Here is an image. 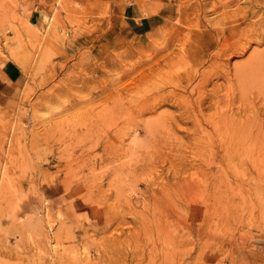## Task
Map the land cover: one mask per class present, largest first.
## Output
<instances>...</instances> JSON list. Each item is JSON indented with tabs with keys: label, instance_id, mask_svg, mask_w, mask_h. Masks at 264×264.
Returning <instances> with one entry per match:
<instances>
[{
	"label": "rangeland",
	"instance_id": "rangeland-1",
	"mask_svg": "<svg viewBox=\"0 0 264 264\" xmlns=\"http://www.w3.org/2000/svg\"><path fill=\"white\" fill-rule=\"evenodd\" d=\"M188 2L0 0V264H264V32Z\"/></svg>",
	"mask_w": 264,
	"mask_h": 264
},
{
	"label": "bare ground",
	"instance_id": "bare-ground-1",
	"mask_svg": "<svg viewBox=\"0 0 264 264\" xmlns=\"http://www.w3.org/2000/svg\"><path fill=\"white\" fill-rule=\"evenodd\" d=\"M247 1H249V3H250L249 5L244 3L245 6H243V5L241 6L239 3V0H218L219 4L215 3L213 5H210V7L214 11L216 9L220 10L219 15H218V17H216L217 19L212 18V19L208 20V19H205V16H206L207 6H208L209 1H207V0H189V2L186 4L187 8H188V12H187L188 18L187 19H189L188 21L190 22L192 28L197 30V32L199 31L198 33H200L203 36L207 35V34L211 35V33L215 34L218 31L219 32L220 31L226 32V38L227 39L231 38L233 40L231 45H233L234 48H235V46L238 48L239 47H246L251 41H255V43L257 44L259 42V38H257L256 36L252 37L251 34L256 33L259 36H261L260 34L262 32H264V13L259 12L260 0H247ZM218 24H220V25H218ZM222 38L224 39V37H222ZM212 39H213V37H212ZM222 42L225 43V41H222ZM221 45L217 47V44L216 43L214 44V46H216V47L214 50L212 49L213 50V52H212L213 59L218 57L221 54V52H223L222 47H224V46L221 47ZM238 48H235L232 51L239 52ZM243 50H244V48H241L240 52ZM223 53H225V52H223ZM207 59H209V58H207ZM213 59H211V60H213ZM237 70H239V69H237ZM239 72L240 71H238V73ZM256 92H257V90H256ZM229 118L230 117H228V119ZM233 119H234V117H233ZM214 120L215 119L209 120L210 124L213 127V129H215L216 125H218L219 126L218 131H219L222 127L220 125H223L224 121L221 120V118H219V117L215 121ZM227 122L228 121H226L224 123L225 124L224 126H226V127L222 130V132L224 133L223 137H222V139L224 140L223 146H224V148L227 149V153L231 152V157H236V156L240 155L241 153H239L236 150V154L234 155L232 152L231 146L234 145L235 142L237 141V142H239L240 146L243 147L246 145V144H244V140H248L249 138H246V137L237 138V137H235L234 131L236 129L235 128L233 129L231 127V125ZM235 125H233V126L235 127ZM248 136H249V134H248ZM255 139L256 138H254V140ZM250 140H252V137L249 139V141ZM260 144H262V146H260ZM260 144L258 145L260 147L252 146L251 144H249V146H246L245 153H246V155L248 154V158L250 156H251V158H252V156H254V158L258 159L261 157V155H263L264 145H263V143H260ZM250 145L252 146V148H250ZM236 148H234V149H236ZM250 149H252V151H250ZM242 152H244V149H242ZM246 155L244 157H246Z\"/></svg>",
	"mask_w": 264,
	"mask_h": 264
},
{
	"label": "crops",
	"instance_id": "crops-1",
	"mask_svg": "<svg viewBox=\"0 0 264 264\" xmlns=\"http://www.w3.org/2000/svg\"><path fill=\"white\" fill-rule=\"evenodd\" d=\"M156 22V17L153 14L146 15L144 18L140 19L139 21H136L137 26H139L140 29L143 31L146 29V27H150ZM9 85L0 83V97L7 94Z\"/></svg>",
	"mask_w": 264,
	"mask_h": 264
}]
</instances>
